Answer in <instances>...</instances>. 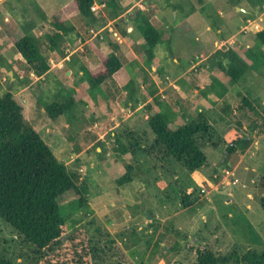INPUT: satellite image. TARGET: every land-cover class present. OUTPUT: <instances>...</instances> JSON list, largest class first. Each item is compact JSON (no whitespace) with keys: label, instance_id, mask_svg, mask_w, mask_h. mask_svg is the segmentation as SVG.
Listing matches in <instances>:
<instances>
[{"label":"rangeland","instance_id":"rangeland-1","mask_svg":"<svg viewBox=\"0 0 264 264\" xmlns=\"http://www.w3.org/2000/svg\"><path fill=\"white\" fill-rule=\"evenodd\" d=\"M73 1L0 0V95H14L24 109L26 120L55 156L81 178L80 195L71 191L60 198L69 230L58 247L74 232L90 225L93 231L101 228L104 243L108 235L114 240L107 264H115V261L121 264H198V247L231 256L234 259L229 264H238L236 259L248 252L261 253L264 250V211L260 207L264 195V137L259 138V143L253 142L256 136L264 135V110L260 112L264 105V85H258L264 82V60L253 57L249 51L264 48L255 40V33L261 28L256 25L246 30L238 27L235 42L239 51L235 52L232 44L220 41L215 45L219 41L217 28L206 32L203 26L197 29L185 19L191 8L195 7L201 15L203 8L215 25L220 21L216 10L221 4L208 0H117L123 14L111 19L110 0H95L94 9L99 13L96 22L89 23L78 12H72L66 23L74 27L75 32L66 38L63 48L69 53L76 51L74 57L101 53L100 49L105 53H118L130 77L123 92L117 88L118 91L108 95L105 85L91 89L82 76L74 78L76 90H70L62 81L66 76L57 72H50L44 80L34 82L37 76L31 77L11 38H21L28 33L38 38L43 50H47L46 35L52 33V17L61 7L73 5ZM251 1L258 6V11L264 6V0ZM168 5L183 9L182 13H176L173 25L168 21L173 19L174 9ZM138 7L150 17L162 37L151 55L146 54L145 40L132 22ZM42 15L48 17V21ZM130 26L137 47L132 46L134 55L131 57L126 55V50L116 49L115 45H121V40L114 34ZM104 39L112 44L108 43L109 50L101 47ZM229 48L246 68L239 82L247 77L256 84L247 88L237 86L224 72V80L236 84L235 91L241 95L233 106L221 104L219 107L220 104L215 103L213 108L201 112L203 102L199 99L191 103L190 98L197 92V86L205 84V79L209 83L210 79H218L212 76L219 70L214 58L218 52L227 56ZM47 56L52 64L56 62L51 51ZM247 58L253 63L252 68L247 65ZM251 69H256L258 76ZM67 70L68 67H63V72ZM219 86L223 85L219 83ZM113 87L116 86L113 84ZM245 96L255 100L259 116L244 105ZM155 97L161 102L160 108L153 102ZM70 98L76 100L72 112L53 121L46 108L53 103L64 104ZM197 103L199 108L193 107ZM101 106L104 114L98 117ZM159 110L167 113L175 125L189 118L198 119L200 114L208 121L213 119L216 137L212 141L200 140L208 159L206 167L187 173L175 163L161 161L148 124ZM219 117L226 120L217 122ZM97 118L100 129L92 127ZM112 118L121 121L114 130L116 137L109 134L103 142L104 152L101 148L98 151L102 142L93 135L106 132L104 123H114ZM254 120L257 123L254 124ZM230 145L234 148L231 153L227 151ZM123 146L132 151H123ZM129 164L135 168L134 181L118 186L116 182L126 173ZM225 171L233 175H226ZM80 198H83L82 208ZM176 244L183 250L172 252L170 249ZM0 256L20 264L37 262L34 248L1 218Z\"/></svg>","mask_w":264,"mask_h":264},{"label":"trees","instance_id":"trees-1","mask_svg":"<svg viewBox=\"0 0 264 264\" xmlns=\"http://www.w3.org/2000/svg\"><path fill=\"white\" fill-rule=\"evenodd\" d=\"M94 5L95 0H74L73 5L58 11L51 19L52 33L46 35L48 49L45 51L41 41L31 34L11 38L30 73L41 78L51 71L52 61L47 56L48 51L55 54L58 61L65 58L63 43L75 32V28L66 23L68 17L72 12H78L87 22H96L95 18L99 13L97 14ZM109 5L113 8L111 19L123 14L117 0H110ZM134 14L132 22L145 40L146 54L151 55L161 43V34L141 8H136ZM42 17L47 21L49 19L44 15ZM255 40L259 46L264 47V30L255 33ZM228 53L227 56H222L218 52L214 59L219 69L229 75L233 83H238L246 68L240 64L232 49L229 48ZM97 55L100 66L96 70L80 67L82 79L88 80L91 89H97L115 77L129 79L117 53ZM153 102L160 108L158 97ZM243 102L255 116L260 115L255 102L247 97L243 98ZM75 104V98L68 99L64 104L53 103L46 108V113L56 121L71 113ZM253 122L257 123L256 120ZM148 124L155 136L154 147L158 148L161 161L175 163L187 173H194L208 165L200 140L212 141L217 132L213 124L204 118V114H200L198 119L189 118L183 124L175 125L167 113L159 110L149 119ZM100 147L104 152L103 143H100ZM122 148L125 152L132 151L126 146ZM233 150L230 145L227 151L231 153ZM134 169L132 164L127 165V171L117 180V185L132 183ZM176 171L173 170V173ZM80 180V176L70 172L68 166L55 156L39 132L26 120L24 109L14 95H0V218L28 246L34 248L37 256L35 264H107L114 240L108 235V240L104 243L100 227L93 231L87 225L86 229L74 232L65 244L58 247V242L69 230L67 218L62 214L60 198L71 191L80 195ZM79 203L82 208L83 198L79 199ZM260 207L264 211V195L260 199ZM148 247L149 242L146 243V249ZM189 248L195 251L193 247ZM170 250L174 252L183 248L176 244ZM196 250L198 264H229L234 259L214 254L206 248L198 247ZM236 261L238 264H264V250L261 253L248 252ZM0 264L20 263L0 256ZM115 264L121 263L115 261Z\"/></svg>","mask_w":264,"mask_h":264},{"label":"crops","instance_id":"crops-1","mask_svg":"<svg viewBox=\"0 0 264 264\" xmlns=\"http://www.w3.org/2000/svg\"><path fill=\"white\" fill-rule=\"evenodd\" d=\"M208 1L211 3L215 2L217 4H221V5H217V10H216V13L219 14V16H220L219 17L220 21L217 24L213 25V20H212L211 15H209V16L205 15V10L203 8H202V11L204 12L203 15L199 14V12H197L198 10H196L195 7L191 8L190 10H188L186 12L185 19L188 22V24L192 25L193 27H196L197 29H199L201 26H203L205 28L204 31H206V32H210L213 30V28H217L219 41L215 42V45H219L220 41H221V43L232 44V46H233L232 48L236 52V50L239 51V45H238V43L235 42V39L237 38V35H238V31H240L239 28H241V29L243 28L246 30L250 26L256 25V27L261 28V29H259L260 31L264 30V6L259 8L260 10L258 11V10H256V7H258V6H256L251 0H208ZM202 2H204V1H202ZM146 5H147V2H146ZM63 7H65V6H63ZM169 7H171V6H169ZM175 7L176 6L171 7L172 9H174V11L172 12L173 19L172 20L170 19L168 21V22H170L169 23L170 25H173L174 22H176L177 14L179 12L182 13V11H183V9L177 10V8H175ZM59 10H57V11H59ZM228 13H229V16L226 17V14H228ZM183 17H184V15H183ZM244 23H246V25H243ZM152 24H154V23H152ZM234 29H236L235 31H237V33L234 32ZM132 31H133V27L130 26L129 29H124V30L122 29L121 31H117L114 33L116 35H119V38L121 40V45H119V44L115 45L116 49L118 50L120 48L122 50H126L127 51L126 55L129 57H131L132 54L134 53L132 46H135V42H133L134 39L130 34V32H132ZM203 35H204V33H203ZM108 43L110 44V42L108 40L105 41V39H104V41L101 42V47H105L107 50H109L107 48V46L109 47L112 44L109 45ZM247 48L250 49L249 44L247 45ZM262 50H263V52H262ZM249 51H251V55H253V57H260V59L262 58L264 60V48L261 49L260 51H257L255 49H250ZM99 52H101L99 54H101L102 56L110 55V52L105 53L101 49ZM75 53H76V51H71L70 53L66 51L65 58H63L62 60H59V61L56 59V62L53 61L52 69L50 71L51 73L57 72V74L63 73V75H65L67 79L62 78V81L65 83V86L67 88H70V90H72V89L76 90L77 83H75L74 78L78 77V76L80 78L83 75V72L80 71L81 66L86 67L90 71H94L100 66V59H99L97 53L82 54V55H77L76 57H74ZM201 59H202V61L205 60L204 58H201ZM247 65L249 66V68H252L254 66L252 61L248 58H247ZM63 67H68V70L63 72ZM251 70L255 73L256 69H251ZM223 74H224V72L222 70L217 69L216 72L212 73V76H215L218 79H216V80L210 79V83L207 81L208 79H205V84L202 85V83H201V85L199 87L195 86L196 87L195 90L197 92H194L195 94L193 97L191 96L190 102L196 103V101H198L200 99L203 102L202 105H204V106H200L201 112H203L204 110L208 111L210 108H213L215 103L220 104V105H218L219 107L221 106V104L226 105V106H231V105L233 106V103H234V101H236V98L238 99L239 98L238 96L241 95L240 92L235 91L238 89L237 86L242 85L243 87L247 88V86L249 87L251 85L256 84V83L252 82V79L246 77V79L243 80V82H241V83L238 82V83H236L237 86H235L236 84L233 85V84L229 83V81H225ZM255 75L258 76V74H256V73H255ZM34 76L35 75L33 73H31V77H34ZM44 78H45V76L42 78L36 77L34 82H39L41 80H44ZM128 82H129V79L127 80L125 78L115 77L113 79L108 80L107 82H105L101 86L105 85V90L107 91V93L109 95V93H111V92L118 91L119 89H117V88H120L119 91L123 92V89L125 88L126 84H128ZM219 83L223 86H219ZM113 84L116 86L115 88L113 87ZM238 84H240V85H238ZM258 85L262 86V85H264V82L262 84L259 82ZM141 86H142V88L144 87L143 85H141ZM200 87H201V89L198 90ZM214 88H218V89L216 90ZM199 91H202V92H199ZM245 97H247V96H245ZM108 99L109 98L107 96L106 101ZM252 100H253V102L255 101L254 99H252ZM255 104H256V102H255ZM192 106H193V104H192ZM196 106L199 108L198 103H197V105H195L193 107H196ZM256 108H257V106H256ZM121 110H123V109H121ZM263 110H264V105L262 107V110L260 108V112H263ZM100 112L101 113L98 114V117H102V115L104 114L102 106L100 107ZM98 119L99 118L93 120V121H95L94 122L95 124L92 126L93 128L100 129L101 126H99ZM113 120H115V119L112 118L111 122H113ZM225 120L226 119H224L223 117H219V119H217L216 121L221 123ZM212 121H213V119L210 120V123L213 124V126H214V122H212ZM120 123H121L120 120H115L114 123H104L105 124L104 129H106V132H102L100 134L97 133V135H93V137L94 138L99 137L98 140H101L102 143L105 142V139L108 137L109 134H111L112 137H116V133L114 130H115V128H117L120 125ZM262 137H264V135H262L260 137L256 136L253 144L259 143L258 140H259V138H262ZM100 148L101 147H99L97 150L100 151L101 150ZM104 149H105V145H104Z\"/></svg>","mask_w":264,"mask_h":264},{"label":"built area","instance_id":"built-area-1","mask_svg":"<svg viewBox=\"0 0 264 264\" xmlns=\"http://www.w3.org/2000/svg\"><path fill=\"white\" fill-rule=\"evenodd\" d=\"M226 175H233L230 171H225ZM237 182V180H235Z\"/></svg>","mask_w":264,"mask_h":264},{"label":"water","instance_id":"water-1","mask_svg":"<svg viewBox=\"0 0 264 264\" xmlns=\"http://www.w3.org/2000/svg\"><path fill=\"white\" fill-rule=\"evenodd\" d=\"M12 75V77H13V74H11ZM225 157V156H224ZM225 160V158H223V160L222 161H224Z\"/></svg>","mask_w":264,"mask_h":264}]
</instances>
